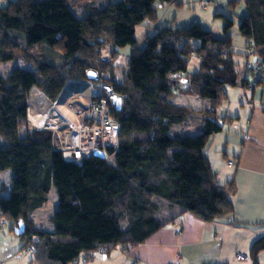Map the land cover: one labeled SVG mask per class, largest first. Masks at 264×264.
Instances as JSON below:
<instances>
[{
	"label": "trees",
	"instance_id": "1",
	"mask_svg": "<svg viewBox=\"0 0 264 264\" xmlns=\"http://www.w3.org/2000/svg\"><path fill=\"white\" fill-rule=\"evenodd\" d=\"M102 1L0 0V63L24 56L36 64V71L14 67L6 75L0 73V170L25 168L24 178L9 190L0 183V224L7 221L14 232L24 225L15 234L35 264L107 260L182 222L188 213L205 221L234 214L236 181L219 184L204 154L223 122L235 119L218 115L226 86L249 88L252 79L239 78L236 72L228 34L234 20L224 17L221 38L198 23L162 27L146 33L144 48L137 49L136 26L154 22L159 5L180 1ZM244 3L238 30L248 39L246 48L254 46V57L264 60V0ZM73 26L78 47L67 55L66 33ZM127 44L133 51L122 81L103 76L112 69L119 48ZM216 44L219 49L210 51ZM106 47L109 55L103 53ZM194 52L199 66L187 69L183 79L173 78L172 71L187 66ZM90 69L99 71L97 84L110 85L122 98L120 109L110 99L111 112L120 121L119 144L115 152L109 149L113 161L95 154L78 162L65 160L50 130L30 128L26 122L32 89H40L47 101H56L68 81H89ZM177 93L197 95L206 104L203 109L175 104ZM196 118L202 122L201 131L186 133L183 127ZM54 189L59 200L49 218L52 226L40 227L34 213ZM117 248L121 250L113 254ZM263 250L264 233L250 245L254 264Z\"/></svg>",
	"mask_w": 264,
	"mask_h": 264
},
{
	"label": "rangeland",
	"instance_id": "2",
	"mask_svg": "<svg viewBox=\"0 0 264 264\" xmlns=\"http://www.w3.org/2000/svg\"><path fill=\"white\" fill-rule=\"evenodd\" d=\"M103 0L102 2H104ZM113 2H122L123 0H112ZM180 4L171 3V4H164L159 5L157 7V19L154 22L148 23H141L136 26L135 36L138 39V42L135 44L137 49L144 48L146 44L145 34L148 35L154 34L158 29L162 27H172V28H179L183 26H190L193 24H199L203 29L210 30L212 34L216 37L221 38L224 36V23L225 18L229 17L234 20V24L228 29V34L231 36V47H235L237 49V53H232L234 55L236 61V72L239 78L246 77L247 79H251V74L248 72L246 68L247 61L249 58L245 55L247 53L246 44L248 43V39L245 38L238 30V24L241 18L245 15L246 7L244 0H179ZM206 2V4H205ZM196 43H200L199 40ZM65 49L67 55H72L76 53L78 47V30L76 26L70 27L66 33L65 39ZM219 45H215L214 48L210 49V51L215 52V50L219 49ZM229 47V46H228ZM133 51V45L127 44L119 48L114 61L113 67L110 70L102 72L103 76H110L111 73L114 74L116 80L122 81L127 61L129 59V55ZM227 51V50H226ZM225 52V49L223 51ZM105 55H109L110 51L109 48L106 47L103 50ZM195 53V52H194ZM197 54V53H195ZM188 61V60H187ZM199 66L198 58H192L188 61V65L185 66L183 69L185 73H187V69L189 71H194L196 67ZM14 67L20 68L22 71H36V64L31 59L24 56H18L9 61H5L0 63V73L7 74L10 72ZM98 71L96 69H93ZM188 71V72H189ZM99 72V71H98ZM173 75V73H172ZM99 76V73H98ZM186 75H183L184 78ZM100 76L98 80H100ZM178 78V79H179ZM98 80L93 81V83L97 84ZM92 81V80H91ZM103 83V82H101ZM88 86V85H87ZM262 87H258L255 90L254 100L250 97V90L247 87H243L241 85L237 86H226V93L227 96L222 99V101L218 104V115L219 116H233L235 119L231 122L226 121L223 122V129L220 132L215 134L218 135L217 141L214 146L213 152L218 150V155L223 160V157L226 155L224 152L223 147L225 146L228 150L229 147H236L235 150L239 148L241 143L245 139L246 132L243 129L250 132L247 136L248 139H253L255 137V133L258 132L260 129H264V117L261 115L263 114V109L261 107H257L262 96ZM88 93L90 94L89 89L87 88ZM178 94V93H177ZM247 96L249 97L247 99ZM92 98V97H91ZM112 98V97H111ZM34 99V100H33ZM45 97L43 96V92L38 88L32 89L28 94L29 102H32L33 110L38 113L37 111L40 110L42 104L45 101ZM175 104L178 105H190L196 108H204V101L199 98L197 95L193 96H185L182 93L178 94L177 97L173 98ZM41 101V104H40ZM50 101V100H49ZM53 101V100H51ZM39 104H38V103ZM57 102V100H56ZM256 108L255 116L253 117V126L249 128L248 125L244 126L243 122H238L240 119H237L236 115H241L242 120L244 119L245 115H250L253 107ZM59 107L63 110V112L73 121L78 123L74 113L69 109L66 104H59ZM86 114V112H85ZM84 114V115H85ZM261 114V115H259ZM83 115V117H84ZM34 114L31 113L27 117V125L31 128L34 124L32 119L34 118ZM82 117V119H83ZM56 123V122H55ZM35 126V125H34ZM35 128H37L35 126ZM185 128L186 133L195 135L199 133L202 129V122L199 119H194L193 122L183 127ZM56 129V128H55ZM23 130V129H21ZM61 130V129H60ZM52 132V131H51ZM53 136V134H52ZM116 149L114 150V152ZM230 153V152H229ZM232 156V154H230ZM225 162V160H224ZM25 168L22 166H15L11 169L0 170V183L4 184L8 189L13 183H17L21 181L23 177V173ZM9 190V189H8ZM7 190V191H8ZM6 191V194H7ZM57 191L54 189L49 194V199L46 204L39 209L36 213H34L38 219L37 223L40 227H51V221L49 220L50 216L52 215L53 211L56 209L58 205L59 197L57 195ZM0 227V259L3 260V264H35L32 260L31 253L27 252L25 248L21 247V240L14 231L10 230L9 223L7 221L1 220ZM29 249L34 251V246H28ZM121 248L115 249V253H118ZM30 251V250H29ZM122 253V252H121ZM237 253V252H236ZM116 257V256H115ZM110 258L107 260H101L103 258L94 257V259L86 262L87 264H132L134 259L132 256L128 255L126 252L119 258ZM235 258L236 254H235ZM81 264L82 260L80 261Z\"/></svg>",
	"mask_w": 264,
	"mask_h": 264
},
{
	"label": "crops",
	"instance_id": "3",
	"mask_svg": "<svg viewBox=\"0 0 264 264\" xmlns=\"http://www.w3.org/2000/svg\"><path fill=\"white\" fill-rule=\"evenodd\" d=\"M112 77L116 80L114 74ZM93 81L70 80L57 98V103L66 104L78 122L88 109L92 96L87 88ZM262 91L257 107L263 109V114L259 115L264 117V90ZM254 96L255 93L251 92L252 100ZM28 103L34 106L32 102ZM257 107H253L250 115H245L243 120L241 115H236L240 119L238 122L251 128ZM243 131L247 135L237 150L235 146L228 150L223 147L227 154L223 160L218 155V150L213 152L217 134L210 137L204 148V154L217 174V182L220 184L231 178L236 181L233 216L205 221L188 213L182 222L163 228L145 243L128 251L127 254L137 260V264H254L249 252L250 245L264 233V129L256 132L253 139L247 138L250 129ZM230 160L234 164H229ZM237 251L248 254L250 258H235ZM122 255L123 253H118L115 258L119 259ZM257 258L258 264H264V250ZM2 262L0 259V264Z\"/></svg>",
	"mask_w": 264,
	"mask_h": 264
},
{
	"label": "built area",
	"instance_id": "4",
	"mask_svg": "<svg viewBox=\"0 0 264 264\" xmlns=\"http://www.w3.org/2000/svg\"><path fill=\"white\" fill-rule=\"evenodd\" d=\"M232 50L237 52L235 47ZM254 55V46L248 47L249 60L246 68L252 76L249 81V90L252 93L258 87L264 89V60ZM192 58H199V56L192 53L187 60L190 61ZM183 69L185 68H175L172 71L173 78L186 75ZM88 89L92 98L86 114L78 123L69 119L55 100L44 102L37 111L38 113L28 104L27 117L33 113L35 117L32 122L37 129L52 131L54 146L62 152L65 160L78 162L82 161L85 156L102 152L106 158L113 161V153H109V149L114 148L115 150L119 144L120 121L111 112L110 99L117 93L112 87L108 88L105 83H90ZM228 163L233 162L230 160ZM236 257L241 260L250 258L242 251H237Z\"/></svg>",
	"mask_w": 264,
	"mask_h": 264
},
{
	"label": "water",
	"instance_id": "5",
	"mask_svg": "<svg viewBox=\"0 0 264 264\" xmlns=\"http://www.w3.org/2000/svg\"><path fill=\"white\" fill-rule=\"evenodd\" d=\"M98 78H99V76H98V72L97 71H95L93 69H90L88 71V79L89 80H98ZM107 86H108V88H111L110 85H107ZM111 102H112V104H114L116 106L117 109H120L121 108L122 98L120 96H118V95L113 96L111 98ZM95 155H99V156L103 157V153L102 152H97ZM23 230H24V225L22 224V225H20L19 227H17L15 229V232L18 234V233H20Z\"/></svg>",
	"mask_w": 264,
	"mask_h": 264
}]
</instances>
